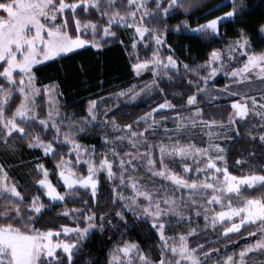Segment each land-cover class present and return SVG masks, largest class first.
Segmentation results:
<instances>
[{"label":"snow or ice","instance_id":"snow-or-ice-1","mask_svg":"<svg viewBox=\"0 0 264 264\" xmlns=\"http://www.w3.org/2000/svg\"><path fill=\"white\" fill-rule=\"evenodd\" d=\"M225 3L231 8L221 15L195 28L184 19L174 29L203 34L204 39L219 37L220 24L238 16L244 0ZM225 3L215 5L208 14ZM188 7L185 0H0V150L15 155L23 143L29 150L42 152V158H34L39 161L33 164L35 192L22 191L0 163V264H76L74 256L95 231L111 233L106 264H209L214 257H218L214 264H264V259H252L264 257V165L236 175L227 163L228 150L237 141H258L264 147V87H246L257 81L264 84V47L257 48L250 31L241 27L225 45L207 52L201 63L180 61L167 43L173 27L167 20ZM118 29L128 32L130 43L123 39L119 43L125 51L131 49L135 76L151 78L114 95L136 100L156 92L158 99L127 123L115 115L120 105L99 117V98L90 99L85 115L77 119L62 103L59 86L41 83L34 66L85 46L101 49L118 39ZM256 31L264 40V22ZM141 48L146 53L150 50V55L141 57ZM221 72L229 82L215 89L221 97L213 99L226 94L230 110L226 118L225 114L219 119L205 117L201 97L210 95L207 89ZM184 77L183 91L170 93L169 85L160 86L164 78L171 82ZM169 95L180 101L179 106ZM165 111L172 115H159ZM249 116L258 117L259 123L242 131ZM169 120L172 128L167 127ZM161 126L164 135L157 141L154 137ZM92 127L102 129L99 152L95 145L82 142ZM197 130L202 138L199 144ZM241 149L256 155L244 144ZM44 158L54 161L52 169ZM234 163L242 167L248 161ZM140 169L143 176L136 175ZM101 174L111 182L107 211L96 210ZM81 190L88 193V200ZM77 200L83 207L66 206L55 214L70 218L71 224L52 223L51 218L41 221L55 206L53 202L67 205ZM125 213L150 225L158 238L155 255L145 252L139 241L125 239L124 230L129 227ZM195 217L203 218L204 229L227 224L221 232L226 240L234 234L248 242L222 257L220 248H207L206 243L193 246L192 238L200 231L199 225L192 226ZM173 221L175 226L170 227Z\"/></svg>","mask_w":264,"mask_h":264},{"label":"trees","instance_id":"trees-1","mask_svg":"<svg viewBox=\"0 0 264 264\" xmlns=\"http://www.w3.org/2000/svg\"><path fill=\"white\" fill-rule=\"evenodd\" d=\"M225 3V0H185V4L190 5L188 10L175 12L167 20L170 26V30L167 33V43L172 45L175 50L176 57L182 62L189 65L199 64L206 59V53L212 48H220L225 42L236 36V29L247 28L252 36V39L256 42L257 48L264 47V40L259 39L258 32L256 31L258 24L264 22V0H244L243 9L238 16L226 20V22L220 24L219 37H213L211 39H204L203 34H194L186 29H181L177 32L174 26L181 20L187 19L190 22V27L195 28L199 23H203L206 19L212 18L216 15H221L223 12L230 10L231 4L225 3L224 7L219 8L216 11H212L208 14L210 9H213L215 5ZM119 36L115 41H110L105 44L101 49H95L92 47H85L74 51L72 54H65L62 57L54 58L48 62H45L37 67L34 71L39 81L43 84H49L54 82L59 86V90L63 93L60 98L62 103L67 105V111L75 113L76 118L83 117L88 107L90 99H97L107 97L114 92L120 86L127 83H131L134 79V72L131 69V63L134 62L129 57L130 48L125 51V48L119 43L120 39H123L127 44V40L124 30L118 29ZM149 52V53H148ZM147 53L141 48L140 56L149 55L150 50ZM183 68H181V72ZM169 75L177 76V73L170 72ZM183 79H174L169 82L167 78H164V83L169 85L168 91L170 93L183 91L181 88ZM227 81L226 78H219L217 83L223 85ZM168 99L172 100L174 104L179 106L180 101L174 99L172 95L168 96ZM108 101V99L106 98ZM111 101V100H109ZM204 106L205 117L215 116L217 119L221 117V114H225L230 110V104H209L202 100ZM39 104L43 103V100H38ZM149 107L146 105H129L120 104V111L116 112L117 119L122 123L134 121L137 116L142 115L148 111ZM43 113V110H41ZM160 116L172 115L170 112H161ZM259 123V118L249 116L247 122L243 124L242 131L248 127H253ZM143 127V125L141 126ZM39 130V129H37ZM100 139L97 134L96 141ZM244 144L249 151H255L256 155L249 156L247 152H243L241 145ZM27 146L21 143L19 150L15 156L21 159L24 158L22 167L26 173V177L23 178L22 191L35 192L37 186L34 185V179L37 176L36 171L33 168V162L27 158ZM242 159L248 161L242 167H236L235 161ZM44 162L49 169L53 168L54 161L52 159L44 158ZM227 163L230 170H233L236 175L246 173L250 167H258L264 165V147L257 141L256 143L248 142L245 144L244 140L237 141L233 144L227 153ZM56 182V176H52ZM100 189L110 201V191L108 184L104 177H102ZM81 196L84 200L89 199V195L86 191L81 190ZM45 203L49 201L45 199ZM55 206L51 211L45 212L41 217V221L44 222L45 218H51L52 223L71 224L72 220L66 217H56V212L67 207H83L79 200L73 202L69 201L67 205L61 202H53ZM111 203L99 202V208L97 211H107ZM129 227L125 231V239H131L139 241L141 248L145 252H150L153 255L156 254V245L158 238L155 232L152 231L150 225L146 222H137L133 218H129ZM41 224H37L36 227H41ZM122 227V226H121ZM111 233H100L99 231L93 232L91 236L84 242L82 250L74 256L76 264H106L108 249L111 247V243L107 237ZM198 236H201L200 233ZM196 237V236H194ZM65 238V237H63ZM114 242V241H113ZM198 243V241L196 240ZM194 241V243H196Z\"/></svg>","mask_w":264,"mask_h":264},{"label":"rangeland","instance_id":"rangeland-1","mask_svg":"<svg viewBox=\"0 0 264 264\" xmlns=\"http://www.w3.org/2000/svg\"><path fill=\"white\" fill-rule=\"evenodd\" d=\"M229 19H231V18H227V20H229ZM122 30H124V34H125V36H126V38L128 40V32H127V30H125V29H122ZM227 42H225L224 45ZM128 43H130V41ZM85 47H87V46H85ZM140 52H141V50H140ZM164 55H167V52H165ZM143 56H145V55H143ZM55 58H57V57H55ZM45 62H48V61H44L41 64H43ZM41 64H38V65L34 66V69H35V67H37V66H39ZM235 66L236 65L233 64L230 67H235ZM229 70H230V68H229ZM150 78L151 77H150L149 74H144V75H142L140 77H137L134 74V79H133V81L131 83H127V84H125L123 86H120V88H118L116 90V92H114L113 94H111V95H109L107 97L99 98V101L100 102H98V104H97V111L99 113V117H102L103 116V113L106 111V109H108V108H115V106L120 105V104L146 105V106L149 107V105L152 104L153 101H156L158 99V95H159L158 93L153 92L151 94V97L150 98L148 96H141V97H138L136 100H131L130 97H128V96H126V97H117L114 94L115 93H118L121 88H127L130 84H136V83H139V82H142V81H147ZM219 78H225L224 73H222V72L221 73H218L217 74V77H214L213 78L215 80V83L212 84L207 89V92L210 93V95H205V96H203L201 98H202L203 101H205L206 103H209V104H219V103H223V104L229 103L230 104V101L227 99L226 94L222 98L213 99V97H221V93L216 92L215 89L216 88H220V87H222L223 85H225L226 83L229 82L227 80L223 85H220V84L217 83V80ZM246 87H250V88H253V89H259L261 87H264V84H261V83H259L257 81V82H254V83L250 84V85H246ZM106 98L108 99V101L106 100ZM109 100H111V101H109ZM37 104H39L38 103V100H37ZM153 106H154V104H153ZM41 114L43 115L42 111H41ZM99 117H98V119H99ZM157 119H159V116H157ZM140 126H142V124ZM167 127L168 128H172L173 127V121L172 120H169L167 122ZM97 134L100 136L102 134V129L99 128V127H92L87 133L84 134V137L82 139V142L83 143H86V144H93V145H95L97 152H99V151H101V140L98 139L96 141ZM118 134L119 133H117V135ZM163 135H164V133H163V126H161V128L159 130H157L154 139L157 140V141H159ZM152 138L153 137H150V139H152ZM201 139L202 138L199 135V130H197V135L195 136V142L197 144H199L201 142ZM204 139H206V138H204ZM224 146L226 148H228L229 147V142H225L224 143ZM27 150H28V153H27V157L28 158L27 159L30 160L31 162H33V163L39 162V161H37V160L34 159L36 157H41L42 158V152L40 150H29L28 148H27ZM141 151H143V149H141ZM24 160H25L24 158L19 159V158H17V156H15V155H13L11 153H8V152H5L3 150H0V163H3L4 165L7 166L8 171H9L10 175L12 176V178L15 179L16 181H18L20 185H22V183H23V178L26 177V173L24 172V168L22 167V164L23 163H21ZM172 167H174L175 170L179 171L178 164H174V165H172ZM136 175L143 176L144 175V169H140V171L137 172ZM102 177H104V179L106 180V182L108 184V187H109V191H110L111 182H109L106 179V175L105 174H101L98 177L99 180H100V184H101ZM51 179H52L53 183H56L53 180L52 177H51ZM159 182H160L159 181V178H157V183H159ZM100 184H99V191L97 193V196L99 198V202L102 201L104 203H107V202H110L111 203V200L110 201H107L106 200L107 198L104 196V193L100 189V187H101ZM59 190L61 192L64 191V189L62 187L59 188ZM123 191H125V194H128V190L127 189H124ZM80 194H81V192H80ZM176 194L178 196L180 195L179 192H177ZM109 195H110V199H111V192H110ZM116 207L119 208L120 206L117 205ZM125 215L127 216L128 221H129V218H133L136 221V219L133 217V214L132 213H125ZM129 224L131 225V223H129ZM196 225H199V227H200V231L198 232V234L200 233L201 236H198V234H197L196 237H193L192 238V244H193V246H195V244L197 243L196 242V240H197L198 243H200V244H205L206 243L207 244V248H220L222 250L220 252V256L221 257L230 254L232 252V250H233L234 247H235V249L237 251H239L240 247H242L244 243H247L248 242L247 240L238 239L237 236L234 235V234H229L228 239L227 240L224 239L221 236V232H222V227L228 226L227 224H224L223 226L217 225V227L215 229H213L211 227H209L208 229H204V220H203V218L202 217H195L193 219V221H192V226H196ZM172 226H175V221H173L172 222V225H170V227H172ZM187 226L188 225H185L184 227H187ZM182 230H183V228H178L177 229V231H182ZM252 230H253L252 228H247L246 229V231H252ZM168 234L171 235L172 233L169 232ZM61 238H63V237H61ZM229 240L235 241V244L234 245L233 244H229ZM194 241L196 243H194ZM225 245H228L227 248H225ZM207 248L205 250H207ZM217 258L218 257H214L213 258V261H210L209 264H214V261ZM252 259L253 260H256V261H259L260 259H264V257L254 256V257H252Z\"/></svg>","mask_w":264,"mask_h":264}]
</instances>
